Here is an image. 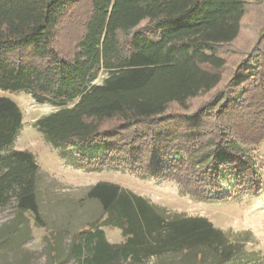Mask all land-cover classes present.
Segmentation results:
<instances>
[{
  "label": "trees",
  "instance_id": "obj_1",
  "mask_svg": "<svg viewBox=\"0 0 264 264\" xmlns=\"http://www.w3.org/2000/svg\"><path fill=\"white\" fill-rule=\"evenodd\" d=\"M248 1L0 0V91L57 108L32 127L53 148L75 149L70 165L127 169L206 202L231 197L220 192L226 173L257 190L248 149L264 141V30L224 80L223 50L238 44ZM21 127L17 104L0 97V207L40 222L39 166L10 149ZM86 197L104 219L74 236L78 264L166 254L228 264L241 252L206 218L169 215L117 185L97 183ZM102 227L124 241L110 244Z\"/></svg>",
  "mask_w": 264,
  "mask_h": 264
},
{
  "label": "rangeland",
  "instance_id": "obj_2",
  "mask_svg": "<svg viewBox=\"0 0 264 264\" xmlns=\"http://www.w3.org/2000/svg\"><path fill=\"white\" fill-rule=\"evenodd\" d=\"M259 1H248L238 44L223 50L231 68L224 80L231 78L233 67L264 30V8L257 6L261 4ZM104 78L105 75L100 74L93 83L100 84ZM0 97L11 99L22 113V127L10 149L28 151L36 159L39 166L36 199L40 217L38 222L30 213L18 212L14 203L0 207V264H78L71 254L76 242L74 236L104 219L99 204L86 197L88 189L100 182L128 190L169 215L206 218L222 230L229 241L242 247L240 254L228 264H264V141L248 149L257 176V190L236 185L235 176L226 173L221 179L220 192L231 197L222 201H199L175 183L142 178L127 169L97 171L68 164L70 155H76V150L53 148L32 127L35 120L56 111V107L38 105L30 94L23 92L0 91ZM102 230L110 244L124 241L118 229L102 227ZM177 262L178 258L170 254L146 261L147 264Z\"/></svg>",
  "mask_w": 264,
  "mask_h": 264
}]
</instances>
